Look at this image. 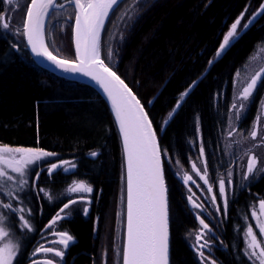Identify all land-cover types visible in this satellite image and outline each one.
Segmentation results:
<instances>
[{
  "label": "trees",
  "instance_id": "obj_1",
  "mask_svg": "<svg viewBox=\"0 0 264 264\" xmlns=\"http://www.w3.org/2000/svg\"><path fill=\"white\" fill-rule=\"evenodd\" d=\"M262 1L146 0L125 30L116 60L108 63L141 100L158 133L168 188L170 264H199L190 243L198 221L165 156L186 163L200 132L210 179L220 178V172L235 165L234 157L228 160L225 145L233 81L256 48L264 44V10L219 57L215 53L229 25ZM4 9L5 0H0V15ZM22 9L14 19H21ZM69 25L65 43L72 53V22ZM185 90L188 92L178 104ZM263 96L264 74L239 130L251 128ZM0 146L38 148L52 152L56 160L71 159L75 167L51 174L55 190L73 180L93 187L89 213L75 209L60 225L74 238L65 264H98L100 249L112 251L118 201L122 194L126 211V190L121 144L108 105L92 86L41 68L29 54L23 35L4 27L1 20ZM233 171L226 213L216 227L221 242L213 250L220 264H258L248 253L245 232L255 227L251 209L264 196V172L244 180L236 167ZM42 180L48 183L47 176ZM32 190L28 184L22 196L30 204L28 221L34 230L21 236L20 252L12 264L28 262L31 243L61 205L44 202L40 210L33 209ZM12 224L18 226L17 220L12 219ZM123 256L122 247L120 260Z\"/></svg>",
  "mask_w": 264,
  "mask_h": 264
},
{
  "label": "rangeland",
  "instance_id": "obj_2",
  "mask_svg": "<svg viewBox=\"0 0 264 264\" xmlns=\"http://www.w3.org/2000/svg\"><path fill=\"white\" fill-rule=\"evenodd\" d=\"M28 2L29 0H5V9L0 15L2 25L16 31L20 36L23 35L22 27ZM145 3L146 0H120L107 18L99 42L100 56L107 64H112L116 60L118 44L123 39L127 26L138 16L141 5ZM20 9L21 19H14ZM263 10L264 0L255 10L249 8L244 10L224 32L215 57H219ZM74 15L70 5L58 1L46 26L47 44L49 43L57 53L54 54L67 59L74 57L65 43V34ZM263 74L264 44L256 48L246 65L234 77L225 145L228 160L234 157L236 163L220 172V178L212 180L209 177L200 132L198 144L195 150L193 149L194 153L186 163L165 156L170 170L183 185L188 207L198 221V228L191 234L190 243L199 264H220L215 257L213 245L221 242L216 227L226 213L227 192L232 183L233 169L236 167L242 172L244 180L255 172H264V96L251 128L247 132L238 128L252 93ZM187 92L185 90L179 95L178 104L182 102ZM173 110L168 114L165 123L173 115ZM53 155L52 152L38 148L0 146V264H12L20 252L21 236L26 235L24 232L34 230L29 223L30 220L28 221V214L29 216L31 214L30 204L22 196L28 184L33 188L30 195V199H34L33 209L40 210L44 202L46 204L57 202L61 205L38 231V235L31 243L32 248L26 264H65L68 247L74 238L67 230H61L60 225L62 226L63 219L70 217L75 209H80L85 215L89 213L93 187L83 180H73L55 190L56 187L51 184V174L58 169L67 171L66 169L75 165L71 159L56 160ZM45 176L48 183L42 180ZM40 181L42 183L37 184ZM251 215L255 227L248 228L245 232L246 247L258 264H264V196L251 209ZM12 219L17 220L18 226L12 224ZM125 231V199L121 194L117 206V222L114 221V245L112 251H105L103 248L98 251L100 256L98 264H123L120 254L125 245Z\"/></svg>",
  "mask_w": 264,
  "mask_h": 264
},
{
  "label": "water",
  "instance_id": "obj_3",
  "mask_svg": "<svg viewBox=\"0 0 264 264\" xmlns=\"http://www.w3.org/2000/svg\"><path fill=\"white\" fill-rule=\"evenodd\" d=\"M120 0H65L74 11V57H60L46 40L58 0H29L22 27L25 46L47 71L92 86L104 99L118 132L125 173L126 231L123 264H170V214L163 152L146 107L100 56V37Z\"/></svg>",
  "mask_w": 264,
  "mask_h": 264
}]
</instances>
